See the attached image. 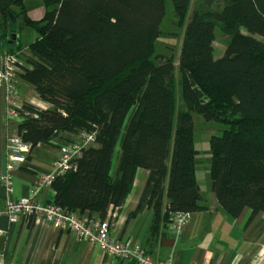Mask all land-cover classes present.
Segmentation results:
<instances>
[{
	"label": "trees",
	"instance_id": "trees-1",
	"mask_svg": "<svg viewBox=\"0 0 264 264\" xmlns=\"http://www.w3.org/2000/svg\"><path fill=\"white\" fill-rule=\"evenodd\" d=\"M23 2L0 0V29L8 32L12 16L17 30L35 31L21 77L49 108L23 102L17 136L31 151L59 133H94L72 160L75 170L51 182L54 203L104 218L143 168L148 179L131 216L151 206L155 232L174 212L198 211L192 114H199L222 127L209 138L219 206L231 217L264 212V0H202L218 7L191 16L177 66L169 56L152 58L164 0H43L39 20ZM171 2L182 22L190 0ZM217 22L230 37L218 58Z\"/></svg>",
	"mask_w": 264,
	"mask_h": 264
},
{
	"label": "crops",
	"instance_id": "crops-1",
	"mask_svg": "<svg viewBox=\"0 0 264 264\" xmlns=\"http://www.w3.org/2000/svg\"><path fill=\"white\" fill-rule=\"evenodd\" d=\"M11 31H15V34L19 32L17 29H9L5 34L0 29V57L8 51H17L21 46L17 36L11 37ZM28 50L21 48L19 52L28 55ZM18 86L22 90H33V93L17 94L18 106L28 102L41 109L49 108L32 86L22 79L21 74L16 80L17 89ZM5 106V92L0 85V172L8 163L5 139L17 135V125L21 122L6 121ZM74 137L75 135L59 133L49 144H38L31 151L21 153L23 159L12 160L9 173L13 187L9 196H27L32 184L42 174L51 171L60 145ZM195 177L200 189L198 204L201 208L190 214L180 237H176L163 223H160L155 232L151 231L153 211L149 205L131 216L148 179V171L143 168L136 170L131 190L121 207L110 210V234L117 239L131 237L153 259L172 258L179 264H256L264 255V212L250 219L251 211L245 208L237 217L229 216L210 190V174L207 186L199 183L196 167ZM167 184L166 180L165 187ZM7 197L0 185L1 209L4 208ZM53 199L54 192L49 185L44 186L37 195L40 202ZM167 202V197H164V204ZM0 231V254L4 258V264H133L112 258L85 240H76L70 231L57 230L43 219L10 224L5 214L0 213Z\"/></svg>",
	"mask_w": 264,
	"mask_h": 264
},
{
	"label": "built area",
	"instance_id": "built-area-1",
	"mask_svg": "<svg viewBox=\"0 0 264 264\" xmlns=\"http://www.w3.org/2000/svg\"><path fill=\"white\" fill-rule=\"evenodd\" d=\"M23 53L6 54L0 57V85L5 92V119L19 120L21 116L17 113L20 107L16 104L17 87L16 80L19 74L24 73L29 64H26ZM94 141V133L82 132L59 147L58 155L53 162L49 173L42 174L30 187L29 193L25 197L11 198L13 180L10 175L12 168L11 161L23 159L20 154L29 151L30 146L24 143L17 135L6 137L5 149L8 152V163L5 169L0 172V185L7 193L4 208H0V213H4L10 224L21 221H32L33 219H43L57 230L70 231L76 240H85L90 245H96L100 250L112 258L125 260L133 264H179L172 258L165 260L151 258L145 250L132 241L129 236L117 239L110 232L111 212H107L104 218L98 216L79 215L70 212L53 201L40 202L37 195L40 190L51 184L55 176L66 174L75 170L72 160L79 155L82 147ZM190 219L188 212H174L166 227L176 236L180 237L185 226ZM1 234V231H0ZM264 254V253H262ZM0 264H4V258L0 254ZM256 264H264V255Z\"/></svg>",
	"mask_w": 264,
	"mask_h": 264
},
{
	"label": "rangeland",
	"instance_id": "rangeland-1",
	"mask_svg": "<svg viewBox=\"0 0 264 264\" xmlns=\"http://www.w3.org/2000/svg\"><path fill=\"white\" fill-rule=\"evenodd\" d=\"M24 7L27 15L35 20H39L44 14L43 0H24ZM218 7L217 4L211 7H205L202 0H190L185 19L181 22L174 14V9L171 0H164V14L158 27V35L154 42L153 60L157 55H165L171 57L175 66L185 37L186 26L191 16L196 12L214 11ZM8 30L17 29V22L13 20L12 16H8ZM242 33H245L242 30ZM17 40L21 43V48H28L29 44L36 38V33L31 28H23L16 34ZM262 40V38L259 37ZM230 40V37L223 33V24L217 22L215 26V38L213 42L215 57L221 56ZM20 48V49H21ZM26 64L28 55L21 54ZM155 63L157 61L154 60ZM33 90L17 89L19 93L28 94ZM33 93V92H32ZM193 132L192 138L194 148L197 151L196 155V174L199 183L202 186L209 185V167L211 164L209 138L212 135L220 136L222 127L219 123L214 121H205L201 115L192 114ZM175 116L173 119L175 128ZM204 188V187H203Z\"/></svg>",
	"mask_w": 264,
	"mask_h": 264
},
{
	"label": "water",
	"instance_id": "water-1",
	"mask_svg": "<svg viewBox=\"0 0 264 264\" xmlns=\"http://www.w3.org/2000/svg\"><path fill=\"white\" fill-rule=\"evenodd\" d=\"M11 37H13V38L16 37V34L15 33H12L11 34Z\"/></svg>",
	"mask_w": 264,
	"mask_h": 264
}]
</instances>
